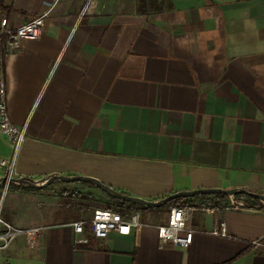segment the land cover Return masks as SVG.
I'll list each match as a JSON object with an SVG mask.
<instances>
[{
  "label": "crops",
  "instance_id": "crops-1",
  "mask_svg": "<svg viewBox=\"0 0 264 264\" xmlns=\"http://www.w3.org/2000/svg\"><path fill=\"white\" fill-rule=\"evenodd\" d=\"M87 1L0 0L12 28L48 13L38 40L13 52L0 40L8 114L26 130L15 178L85 176L148 201L203 189L264 195V0H92L80 20ZM57 185L68 197L98 191L11 186L3 219L43 231L32 248L15 238L0 264H264L263 204L187 198L213 212L193 213L186 249L160 248L165 221L142 217L127 236L74 246L80 212L62 208ZM220 222L226 237L211 234Z\"/></svg>",
  "mask_w": 264,
  "mask_h": 264
},
{
  "label": "built area",
  "instance_id": "built-area-1",
  "mask_svg": "<svg viewBox=\"0 0 264 264\" xmlns=\"http://www.w3.org/2000/svg\"><path fill=\"white\" fill-rule=\"evenodd\" d=\"M13 1V0H11ZM92 0H88L80 12L79 19L90 13ZM48 13L25 22L24 24L12 28L6 19L0 21V40L5 52H13L17 50L25 41L38 40L43 31L45 20ZM0 136L7 140L9 154L6 158H0V177L7 180L15 178V164L19 152L26 141L25 127L16 126L10 119L7 105L6 95L3 81H0ZM9 186L5 183L0 188V257L7 250L9 245L15 238L23 237L25 243L30 247H34L38 237L41 235L43 228L34 227L30 229H21L14 227L5 221L1 216L2 202ZM241 205L231 203L230 208L237 209ZM203 211L212 213L210 207L195 208L191 206H173L170 208L167 222L165 225L157 227V239L160 248L169 246L174 249L188 248L193 239L194 230L192 227V215L195 211ZM140 211H113L110 209H95L89 218H80L70 224L76 238L74 246L88 245L90 238L95 240H106L110 233H116L121 236L131 234L133 229L141 227ZM214 236H227V229L224 222L217 224L211 232ZM257 245V242H253Z\"/></svg>",
  "mask_w": 264,
  "mask_h": 264
},
{
  "label": "water",
  "instance_id": "water-1",
  "mask_svg": "<svg viewBox=\"0 0 264 264\" xmlns=\"http://www.w3.org/2000/svg\"><path fill=\"white\" fill-rule=\"evenodd\" d=\"M54 182H61V183L78 182V183L89 184L116 201H120L126 204L136 205L138 207L145 209H157L164 207L177 199H187V198H192L194 196H203V195H222L229 197L230 199H234V197L238 195H244L257 200L260 204L264 205V195L247 192L245 190H240V189H234V190L203 189V190H194L188 192H177L160 200L148 201L120 193L102 184L99 180L94 178L85 177V176H63L59 174H52L36 181L26 178H11L7 180L4 177H0V188L5 183H7L8 185L20 186L25 189L42 190L47 188Z\"/></svg>",
  "mask_w": 264,
  "mask_h": 264
},
{
  "label": "rangeland",
  "instance_id": "rangeland-1",
  "mask_svg": "<svg viewBox=\"0 0 264 264\" xmlns=\"http://www.w3.org/2000/svg\"><path fill=\"white\" fill-rule=\"evenodd\" d=\"M1 173L2 172L0 171V174ZM63 186L64 185H57L58 188L54 189L53 196L61 198L58 202L64 205L62 208L66 210L73 209V210L79 211L80 216L78 218H89L95 209H110L113 211H125L126 210L125 206H122L120 203H118V201L108 197L107 195H105L99 190L94 191L95 193L94 192H89L85 194L81 193V197H78L77 195H75L74 197H71V196L68 197L64 195L63 193L65 190L63 188H67V187H63ZM37 204H42V202H38ZM140 215L146 223L148 222L162 223L164 221L166 223L167 216H168V210L162 209V210H159V211L157 210L149 214L140 213Z\"/></svg>",
  "mask_w": 264,
  "mask_h": 264
},
{
  "label": "trees",
  "instance_id": "trees-1",
  "mask_svg": "<svg viewBox=\"0 0 264 264\" xmlns=\"http://www.w3.org/2000/svg\"><path fill=\"white\" fill-rule=\"evenodd\" d=\"M11 186H13V185H10L9 188ZM212 198H214V199H224L225 196H222V195H214V196H212ZM240 198L243 199L242 201H243L244 205L247 206V207H250L252 209H260V208H262V206L260 205V203L257 200H255V199H253L251 197H248V196H235L234 199L235 200H238ZM118 203H120L122 206H125L126 207V210H128V211H142V212H145V211H151L152 210V209L141 208V207H138L136 205L125 204V203H122L120 201H118ZM177 205L194 207L191 204V202H190L189 199H177V200L172 201L168 205H166L164 207H161L159 209H156V210L159 211V210L165 209V210H168L169 211L171 207L177 206ZM202 206H204V205L203 204L197 205V207H199V208L202 207ZM119 212H122V211H119ZM228 263H230V262H227L225 264H228Z\"/></svg>",
  "mask_w": 264,
  "mask_h": 264
}]
</instances>
